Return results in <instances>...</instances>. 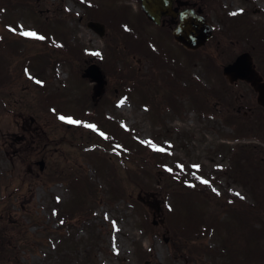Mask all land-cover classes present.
<instances>
[{"label":"rangeland","instance_id":"1","mask_svg":"<svg viewBox=\"0 0 264 264\" xmlns=\"http://www.w3.org/2000/svg\"><path fill=\"white\" fill-rule=\"evenodd\" d=\"M20 1L0 0L6 6L0 14V71L15 82V88L1 89L14 92L0 96L1 103L6 98V107L11 106L0 113V130L20 134L17 121L29 122L33 116L44 130L43 148L17 152L0 138V212L6 210L11 218L0 223L7 244L0 262L240 264L241 254L250 256L254 249L248 248L254 239L245 240L252 234L248 229L260 230L264 251V209L257 205L264 193H252V178L235 180L256 166L254 154L263 157L264 166V112L244 84H231L224 96L218 95L219 86L228 85L222 75L225 62L249 49L257 62L264 60L251 48L264 41V29L256 33L250 24L252 19L264 23V0H199L215 29L206 46L195 51H185L172 35L143 32L133 0ZM21 3L24 7L17 8ZM125 4L130 9L123 12ZM89 18L106 26L103 37L87 27ZM208 53L218 59L207 61ZM93 63L106 80L103 94L94 99V83L82 79V71ZM43 64L49 68L44 72L46 89L36 87L40 80L33 79ZM110 66L118 74L107 71ZM197 72L201 82H196ZM125 76L127 83L122 82ZM61 116L79 123H62ZM242 149L252 152V160L241 156L236 161ZM40 158L43 172L38 170ZM177 170L194 180L200 197L213 200L204 209L206 217L216 212L217 220L224 219L231 229L222 234L210 230L199 240L183 241L172 234L179 227L169 219L175 196L167 175ZM179 186L181 210L173 218L183 224L189 209L181 203L191 199ZM228 190L247 200L240 203L247 210L238 212L239 218L255 219L243 235L236 231L243 227L235 219L236 209L226 206L233 198ZM194 210L200 218V208ZM64 213L72 215L67 224L61 223ZM225 238L238 259L223 252ZM172 239L182 246L171 247ZM241 245H247L245 252ZM206 248L208 254H201Z\"/></svg>","mask_w":264,"mask_h":264},{"label":"water","instance_id":"2","mask_svg":"<svg viewBox=\"0 0 264 264\" xmlns=\"http://www.w3.org/2000/svg\"><path fill=\"white\" fill-rule=\"evenodd\" d=\"M143 7H146L148 16L153 17L154 12L151 7L154 0H142ZM89 27L96 30L100 35L103 34L104 27L101 24L89 23ZM211 27H209L205 20L195 14L185 13L181 15L180 24L174 32V37L180 43L188 47H197L205 43V41L210 37ZM90 70L94 71L95 74H88L89 76L96 79L98 85L95 89V95L99 96L103 89L104 82L101 80L98 68L93 66L92 68L86 70L89 73ZM224 74L231 80L233 79H243L251 83V85L258 92V102L264 107V83L256 74L250 56L247 53L242 54L237 60L224 69Z\"/></svg>","mask_w":264,"mask_h":264},{"label":"flooded vegetation","instance_id":"3","mask_svg":"<svg viewBox=\"0 0 264 264\" xmlns=\"http://www.w3.org/2000/svg\"><path fill=\"white\" fill-rule=\"evenodd\" d=\"M135 2L138 5V9H139L138 13H139V16H140L141 21H142V31L145 33H149L152 31V32H157V33L172 34L173 29L175 28V26L178 23L179 13H181L187 9H193L195 11L201 10L199 0H173L171 10L169 11V13L167 15L161 16L160 19L158 20V23H154V22L150 21L149 19H147L145 14L142 12L141 0H136ZM145 24H146L147 28H149V29H145L143 27ZM146 31H148V32H146ZM259 74H261V76H263V80H264L263 73L259 72ZM246 86H247V88L251 89L249 87V85L246 84ZM18 126H20L25 131L32 129L30 124H28V126L26 127V121L25 120L23 121V124H19ZM35 131H36V133H38L39 132L38 128H36ZM19 137L20 138H18V139L15 138V140H17L18 143L20 144L19 150H23V147H26L28 145H32V143L34 142L33 131H29L26 134L23 133L22 136H19ZM26 138H28V140Z\"/></svg>","mask_w":264,"mask_h":264},{"label":"snow or ice","instance_id":"4","mask_svg":"<svg viewBox=\"0 0 264 264\" xmlns=\"http://www.w3.org/2000/svg\"><path fill=\"white\" fill-rule=\"evenodd\" d=\"M24 35H35V33H30V32H25V33H23ZM40 39H43V37H39ZM61 119H63V117H61ZM69 123H79L78 121H69ZM89 127H91L90 125H89ZM205 183H207V181H204Z\"/></svg>","mask_w":264,"mask_h":264},{"label":"trees","instance_id":"5","mask_svg":"<svg viewBox=\"0 0 264 264\" xmlns=\"http://www.w3.org/2000/svg\"><path fill=\"white\" fill-rule=\"evenodd\" d=\"M240 216V215H239ZM243 216V218L242 219H240L242 222H244V223H246L247 221H243L244 220V218H248V217H244V215H241V217Z\"/></svg>","mask_w":264,"mask_h":264},{"label":"bare ground","instance_id":"6","mask_svg":"<svg viewBox=\"0 0 264 264\" xmlns=\"http://www.w3.org/2000/svg\"><path fill=\"white\" fill-rule=\"evenodd\" d=\"M187 57L189 58V55Z\"/></svg>","mask_w":264,"mask_h":264}]
</instances>
